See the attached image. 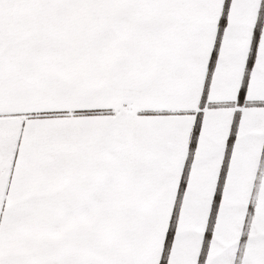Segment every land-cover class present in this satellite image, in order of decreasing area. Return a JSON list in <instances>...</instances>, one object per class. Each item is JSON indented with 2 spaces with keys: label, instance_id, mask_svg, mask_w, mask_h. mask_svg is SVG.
I'll use <instances>...</instances> for the list:
<instances>
[{
  "label": "snow or ice",
  "instance_id": "obj_1",
  "mask_svg": "<svg viewBox=\"0 0 264 264\" xmlns=\"http://www.w3.org/2000/svg\"><path fill=\"white\" fill-rule=\"evenodd\" d=\"M0 264H264V0H0Z\"/></svg>",
  "mask_w": 264,
  "mask_h": 264
}]
</instances>
